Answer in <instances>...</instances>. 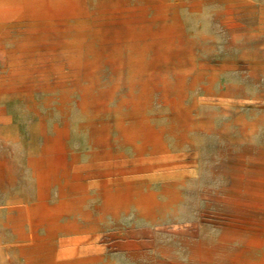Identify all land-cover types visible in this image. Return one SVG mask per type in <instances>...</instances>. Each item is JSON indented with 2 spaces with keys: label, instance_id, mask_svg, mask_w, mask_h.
Masks as SVG:
<instances>
[{
  "label": "rangeland",
  "instance_id": "rangeland-1",
  "mask_svg": "<svg viewBox=\"0 0 264 264\" xmlns=\"http://www.w3.org/2000/svg\"><path fill=\"white\" fill-rule=\"evenodd\" d=\"M0 264H264V0H0Z\"/></svg>",
  "mask_w": 264,
  "mask_h": 264
}]
</instances>
